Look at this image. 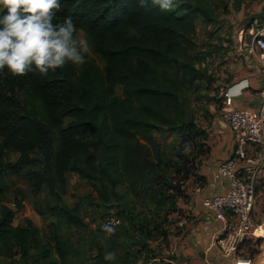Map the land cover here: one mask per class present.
I'll use <instances>...</instances> for the list:
<instances>
[{"label":"trees","instance_id":"1","mask_svg":"<svg viewBox=\"0 0 264 264\" xmlns=\"http://www.w3.org/2000/svg\"><path fill=\"white\" fill-rule=\"evenodd\" d=\"M68 16L91 47L83 65L69 62L46 76L14 77L7 69L0 74V258L20 254L27 260L35 249L52 264V247L59 244L56 236L42 242L29 219L15 226L16 211L3 205L6 174L21 175L41 165L30 174L34 192L46 188L55 198L47 212L82 229L81 205L63 204L66 174L85 180L108 203L109 191L118 185L134 188L149 172L170 166L162 160L154 130L192 143L197 135L185 94L201 77L194 58L199 23L216 20L208 0H175L170 11L150 0L144 7L139 0H60L57 19ZM202 147L200 154L206 156L209 146ZM8 149L20 153L17 162H5ZM199 169L191 159L177 166L178 182H164L171 194L159 197V205L171 204L169 209L179 213L187 183H204ZM14 204L23 210L22 199L16 197Z\"/></svg>","mask_w":264,"mask_h":264},{"label":"rangeland","instance_id":"2","mask_svg":"<svg viewBox=\"0 0 264 264\" xmlns=\"http://www.w3.org/2000/svg\"><path fill=\"white\" fill-rule=\"evenodd\" d=\"M208 2L216 10V20L211 24L199 23L196 36L198 47L194 58L195 65L201 71V77L195 88L185 94L190 101V120L197 128L195 141H183L179 134H170L162 128L153 132L160 147L162 160L169 164V167L162 165L163 169L149 172L134 188L128 184L118 185L109 191L108 203H103L85 180L74 173L66 174L67 185L62 193L63 204L70 208L81 205V218L85 224L82 229H76L47 212V207L55 205V198L46 188L34 192L30 174L35 169L41 170V165L31 167L21 175H5L6 199L3 205L16 211L15 226H25L26 220L29 219L38 229L42 242L50 241L52 236L57 237L59 244L52 247V264H100L99 256L104 258L108 251L116 253V259L108 261L110 264H145L155 257L171 256L170 246L173 245V238L182 233L180 218L178 213L169 209L171 204L162 206L157 201L160 200L159 197L166 200L171 194L164 182H178L176 167L184 160L191 159L201 166L205 158L200 154L202 146L211 142L209 134L212 133L215 120L223 109V98L219 97L221 87L215 83L217 79L223 78L222 74L229 72V59L223 57L230 53L234 58L235 30L243 18L260 12L263 6V0ZM76 35L85 38L82 31H77ZM223 42L227 45H222ZM223 49L225 52L222 54ZM93 58L102 66L95 55ZM117 92L121 94L120 88ZM3 141L4 137L0 135V147ZM5 155V162L10 164L20 158V153L14 149L6 150ZM16 197L23 200L22 211L15 208ZM109 217L116 219V224L113 225L116 230L111 236L103 232V226ZM262 244L259 251L252 247L247 249L249 245H243L242 254H256L253 264H264V241ZM0 264L47 262L38 251L30 249L27 260L19 254L12 260L0 258Z\"/></svg>","mask_w":264,"mask_h":264},{"label":"built area","instance_id":"3","mask_svg":"<svg viewBox=\"0 0 264 264\" xmlns=\"http://www.w3.org/2000/svg\"><path fill=\"white\" fill-rule=\"evenodd\" d=\"M239 44L241 51L249 53L264 76V20L244 27L239 34ZM231 89L221 92L225 107L222 119L235 134L236 147L217 168L218 175L229 185L223 193L205 198L202 208L223 224L214 242L220 255L230 260V264H253V256H244L242 247L247 243L259 251L264 241V223L257 224L254 220L257 180L264 174V89L259 93L262 100L259 110L234 108ZM196 183V191H199L203 183ZM105 223L113 226L116 219L109 217ZM179 226H185L183 218ZM155 263L151 260L148 264Z\"/></svg>","mask_w":264,"mask_h":264},{"label":"crops","instance_id":"4","mask_svg":"<svg viewBox=\"0 0 264 264\" xmlns=\"http://www.w3.org/2000/svg\"><path fill=\"white\" fill-rule=\"evenodd\" d=\"M222 45L227 44L223 42ZM221 52L223 54L225 49ZM226 58L229 59V72L222 74L223 78L215 81L221 87L219 97L223 90L232 88L234 108L259 110L262 102L259 93L264 89V76L260 68H250L248 62L236 53L234 58L230 53L223 57ZM224 109L223 106L211 129L209 152L199 169V175L204 177L203 186L196 191L198 185L194 180H190L185 186L186 197L178 201V216L184 219L185 226L180 228L181 235L173 238V245L170 246L171 256L155 257V264H230V260L223 258L214 244L223 224L202 208L205 198L223 193L229 185L228 181L217 173L218 166L233 154L236 147V136L222 119ZM251 153L255 154L254 151ZM254 220L257 224L264 223V174L257 180ZM253 257L255 260L256 254Z\"/></svg>","mask_w":264,"mask_h":264},{"label":"clouds","instance_id":"5","mask_svg":"<svg viewBox=\"0 0 264 264\" xmlns=\"http://www.w3.org/2000/svg\"><path fill=\"white\" fill-rule=\"evenodd\" d=\"M161 11H170L175 0H150ZM149 0H139L147 6ZM60 0H0V74L22 77L31 72L46 76L69 62L83 65L91 53L89 41L77 36L71 16L57 19ZM118 223V222H117ZM112 224L103 232L115 233ZM116 253L108 251L105 261H114Z\"/></svg>","mask_w":264,"mask_h":264},{"label":"water","instance_id":"6","mask_svg":"<svg viewBox=\"0 0 264 264\" xmlns=\"http://www.w3.org/2000/svg\"><path fill=\"white\" fill-rule=\"evenodd\" d=\"M263 20H264V0H263V6L261 8V11L258 13L252 14L248 17L243 18L242 21L240 22L238 28L235 30L234 37H233L236 54L238 56L244 58L248 62L249 67L252 69L253 68L258 69L259 66L254 64L249 53L241 51L240 44H239V34L243 30L244 27L249 26V25L253 24L254 22L260 23Z\"/></svg>","mask_w":264,"mask_h":264}]
</instances>
